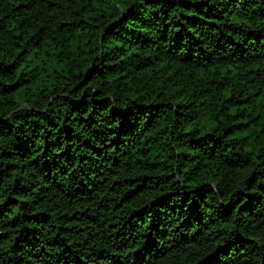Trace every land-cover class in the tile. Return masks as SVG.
<instances>
[{
    "label": "trees",
    "instance_id": "obj_1",
    "mask_svg": "<svg viewBox=\"0 0 264 264\" xmlns=\"http://www.w3.org/2000/svg\"><path fill=\"white\" fill-rule=\"evenodd\" d=\"M0 264H264V0H0Z\"/></svg>",
    "mask_w": 264,
    "mask_h": 264
}]
</instances>
